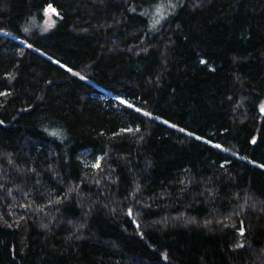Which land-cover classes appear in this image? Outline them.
Segmentation results:
<instances>
[{
    "label": "trees",
    "instance_id": "16d2710c",
    "mask_svg": "<svg viewBox=\"0 0 264 264\" xmlns=\"http://www.w3.org/2000/svg\"><path fill=\"white\" fill-rule=\"evenodd\" d=\"M262 107L264 0H0V264H264Z\"/></svg>",
    "mask_w": 264,
    "mask_h": 264
},
{
    "label": "snow or ice",
    "instance_id": "6c2138e0",
    "mask_svg": "<svg viewBox=\"0 0 264 264\" xmlns=\"http://www.w3.org/2000/svg\"><path fill=\"white\" fill-rule=\"evenodd\" d=\"M49 9L52 10V11H55V9H52L51 5H49ZM158 22L159 21H157V23ZM29 47H31V45H29ZM202 63H203V61H202ZM61 66L63 67V65H61ZM68 71H71V69H68ZM81 79H83V77H81ZM121 103L123 104V103H125V101L121 100ZM129 107H131V105H129ZM136 111L139 112L140 109H136ZM261 111L264 112V107L261 108ZM144 115H149V114L148 113H144ZM165 123H167V122H165ZM180 131H184V129H180ZM189 135H191V133H189ZM197 138H199V137H197ZM217 147H219V145H217ZM94 167H99V164L94 165ZM261 167H264V165H262ZM129 215H131V211H129ZM241 234H243V232Z\"/></svg>",
    "mask_w": 264,
    "mask_h": 264
},
{
    "label": "rangeland",
    "instance_id": "374dc122",
    "mask_svg": "<svg viewBox=\"0 0 264 264\" xmlns=\"http://www.w3.org/2000/svg\"><path fill=\"white\" fill-rule=\"evenodd\" d=\"M53 13H54V12H48V13L46 14V20H47L48 22H50V21L52 20ZM116 99H117L118 101H120V102H121V100L124 101V99H122V98H116ZM125 103H128V102L125 101ZM95 163H96V164L98 163V159L96 160Z\"/></svg>",
    "mask_w": 264,
    "mask_h": 264
}]
</instances>
